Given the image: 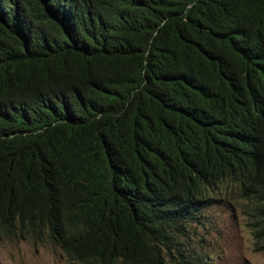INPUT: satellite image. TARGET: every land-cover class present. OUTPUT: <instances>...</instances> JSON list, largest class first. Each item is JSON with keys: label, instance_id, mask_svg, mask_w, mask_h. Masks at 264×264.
I'll use <instances>...</instances> for the list:
<instances>
[{"label": "trees", "instance_id": "1", "mask_svg": "<svg viewBox=\"0 0 264 264\" xmlns=\"http://www.w3.org/2000/svg\"><path fill=\"white\" fill-rule=\"evenodd\" d=\"M228 184L264 250V0H0V234L204 262Z\"/></svg>", "mask_w": 264, "mask_h": 264}, {"label": "rangeland", "instance_id": "2", "mask_svg": "<svg viewBox=\"0 0 264 264\" xmlns=\"http://www.w3.org/2000/svg\"><path fill=\"white\" fill-rule=\"evenodd\" d=\"M232 190V191H230ZM234 185L227 192L213 193L202 210L203 226L197 228V251L205 261L193 264H264V250L255 251L252 237L240 213ZM200 235V236H199ZM0 264H81L67 260L62 250L47 239L37 240L19 232L0 234Z\"/></svg>", "mask_w": 264, "mask_h": 264}]
</instances>
